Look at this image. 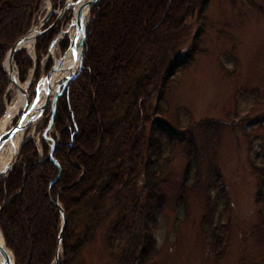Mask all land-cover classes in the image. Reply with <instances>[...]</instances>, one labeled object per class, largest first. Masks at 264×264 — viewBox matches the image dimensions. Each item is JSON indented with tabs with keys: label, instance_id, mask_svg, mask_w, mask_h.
Masks as SVG:
<instances>
[{
	"label": "trees",
	"instance_id": "16d2710c",
	"mask_svg": "<svg viewBox=\"0 0 264 264\" xmlns=\"http://www.w3.org/2000/svg\"><path fill=\"white\" fill-rule=\"evenodd\" d=\"M51 2L54 8L62 4V0ZM41 3L0 0V118L10 83L3 69L5 54L36 24ZM205 3L101 0L93 5L81 68L57 99L51 156L49 142L40 140V156L34 140L27 138L0 179V229L14 264L54 262L62 222L56 198L65 215L58 264H75L106 220L109 247L124 243L118 264H152L158 252L155 213L165 204L176 143L183 145L187 163L175 202L183 206L193 189L201 195L200 230L216 256L221 254L230 207L221 170L210 160L202 180L192 138L161 119L167 111L171 77L199 51L202 28L189 49L182 42L189 21L196 17L200 22ZM57 29L36 38L35 64L28 56L21 61L22 48L15 53L20 81L32 68L38 77L40 60ZM68 44L66 36L58 42L62 52ZM250 94L256 96V91ZM49 117L50 113L43 120L45 127ZM252 167L257 177L256 202L262 204L264 174ZM190 177L193 182L188 184Z\"/></svg>",
	"mask_w": 264,
	"mask_h": 264
},
{
	"label": "rangeland",
	"instance_id": "374dc122",
	"mask_svg": "<svg viewBox=\"0 0 264 264\" xmlns=\"http://www.w3.org/2000/svg\"><path fill=\"white\" fill-rule=\"evenodd\" d=\"M47 5V0H42L36 23L45 15ZM202 9L200 22L195 17L187 24L182 42L188 48L202 28L199 51L171 77L167 111L161 119L192 138L202 180L208 162H217L230 200L228 234L221 254L216 256L199 226L204 213L201 195L190 190L185 204L177 206L175 199L187 159L183 145L176 143L165 186V204L155 213L158 227L153 236L158 252L152 264H264V203L256 202L257 177L252 167L255 165L264 174V0H206ZM65 21L55 26L59 28L57 32L67 29L70 21ZM61 37L59 40L65 36ZM58 42L51 47L48 57L42 56L39 78L48 72L47 65L53 64L54 56L64 54ZM33 46L30 50L22 48V62L25 56L35 57ZM14 68L18 73V63L14 62ZM34 69H28L20 81L26 85L32 80L28 84L30 98L38 82ZM77 70L78 66L74 73ZM251 90L256 91V96L250 94ZM15 91V85L9 83L3 116ZM49 113L50 102L42 116L24 131V139L34 140L40 156V140L51 144L43 137V120ZM52 132L51 128L48 136ZM191 182L192 177L188 184ZM108 225L106 220L98 228L93 242L84 248L75 264H118L124 243L109 247Z\"/></svg>",
	"mask_w": 264,
	"mask_h": 264
},
{
	"label": "water",
	"instance_id": "95a60500",
	"mask_svg": "<svg viewBox=\"0 0 264 264\" xmlns=\"http://www.w3.org/2000/svg\"><path fill=\"white\" fill-rule=\"evenodd\" d=\"M99 1H101V0H65L60 9H57V8L54 9L51 0H47L48 6H47V10H46L44 17L36 25H34L32 28H30V30L24 36H22L20 39H18L16 41V43L7 51V53L5 54L4 60H3V69L6 73L7 78L9 79L10 83H13L15 85V87L19 91L22 92V95L24 96V105H23V109L20 112V115L16 119L15 123L12 126H10L9 128L4 129L3 131H0V142L5 140L9 135L14 133L17 129L25 130L27 128V126L29 124H31L38 117V114H42L44 112L46 106L50 102L51 114L49 117V121H48L46 127L44 128L43 137L48 138L52 142V145H51V148L49 151V155L51 156V153L53 151V148H54L56 142L50 136H48V133L52 128L53 118H54L55 112H56L57 99L63 93L68 82L76 75V73H73V75H71V76L65 77V79L61 83V89L59 90V92L55 96L50 98L51 86H50L49 80H50L52 73L59 68V65L55 64V61H53V64L49 68L48 72L44 76L40 77V79L38 80L35 88L33 89V91L35 92V95L30 98V93H28V84L30 85L32 80L30 79L26 85H24L20 82V80L18 78V73L14 68V55L18 50H20L21 48H24L25 44L27 42H32V44H34L35 40L38 36L45 34L52 27L57 25L58 22L63 18V16L68 11H70V13L72 14V17H71V20L68 24L67 29L65 31L61 30L53 38L52 42L49 45L48 53H51L50 52L51 47L58 41V38L61 36V34L67 35L71 26H73L74 27L73 33H72L73 38H71L70 34L67 35V38L69 40V44H68V47H67L66 51L64 52V54H66L68 51L75 52L77 50V47H80L81 53H80V57H79L78 70H77V71H79L81 68V63H82V59H83L82 49H83V43L85 40V29H86L87 22L89 20V14L88 13L90 12L93 5L97 4ZM52 15H55V18L47 27H44ZM78 38L79 39L81 38L79 41V44L76 43ZM33 51H34V46H33ZM32 59H33L34 64H35V57H32ZM6 65H8L9 68H7ZM14 71H15V74L17 76L16 79L12 78V73ZM38 91H43L45 93V97H44L43 102L40 105H37L35 107L34 102L36 101ZM29 111H30V113H29ZM25 140L26 139L22 140V142L18 148V152L20 150L21 145L25 142ZM18 152H17V154H18ZM15 158H16V156L10 162L9 169L11 168V165L15 161ZM4 176H6V172L4 173V175L1 176V178ZM54 204L58 206L60 214H61V220H62L61 228H60V231L58 233V250L56 252L54 263H53V264H58L59 252H60V243H61V240L63 237V231H64V227H65V215H64V210L60 206V203L58 202L57 198L55 199ZM0 233L2 235L1 229H0ZM6 250L10 251V249L7 247L6 241L2 235V244L0 245V253H1L0 264H6L7 263L6 253H5ZM11 254H12V252H11ZM12 259H13V264H14L13 254H12Z\"/></svg>",
	"mask_w": 264,
	"mask_h": 264
},
{
	"label": "bare ground",
	"instance_id": "6f19581e",
	"mask_svg": "<svg viewBox=\"0 0 264 264\" xmlns=\"http://www.w3.org/2000/svg\"><path fill=\"white\" fill-rule=\"evenodd\" d=\"M73 29H74L73 26H71L70 30L68 31V34L71 35V38H73V34H72ZM80 39L78 38L76 43L79 44ZM25 46L28 47L30 50L32 47V42H27ZM80 53H81L80 47H77V50L75 52L68 51L63 56L62 55L60 57L54 56L55 64H58L59 68L52 73L49 80L51 86L50 98H52L59 92V90L61 89V83L65 79V77H68L75 72V69L78 66ZM6 67L9 68L8 65H6ZM12 78L16 79L15 71L12 73ZM15 89L16 91L11 100V103L8 105L6 113L0 121V131H3L4 129H7V127L12 126L14 121L13 119L16 118L17 116L19 117L20 112L23 109L24 96L22 95V92L19 91L16 87ZM44 97H45V93L43 91H38L36 101L34 102V106L36 107L37 105H40L43 102ZM42 114H38L37 118H40ZM24 131L25 130L23 129H17L14 133L9 135L5 140L0 142V177L6 172L7 169H9L10 162L17 155L18 148L22 140L24 139ZM1 244H2V235L0 233V245ZM5 253L7 259L6 264H13L11 252L9 250H6ZM0 259H1V253H0Z\"/></svg>",
	"mask_w": 264,
	"mask_h": 264
},
{
	"label": "flooded vegetation",
	"instance_id": "af4514ba",
	"mask_svg": "<svg viewBox=\"0 0 264 264\" xmlns=\"http://www.w3.org/2000/svg\"><path fill=\"white\" fill-rule=\"evenodd\" d=\"M58 24H59V26H61V20L58 22ZM58 24H57V25H58ZM55 26H56V25H55ZM59 26H58V27H59Z\"/></svg>",
	"mask_w": 264,
	"mask_h": 264
}]
</instances>
